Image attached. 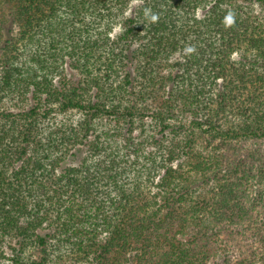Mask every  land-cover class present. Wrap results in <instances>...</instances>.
Listing matches in <instances>:
<instances>
[{"label": "trees", "instance_id": "obj_1", "mask_svg": "<svg viewBox=\"0 0 264 264\" xmlns=\"http://www.w3.org/2000/svg\"><path fill=\"white\" fill-rule=\"evenodd\" d=\"M0 264H264V0H0Z\"/></svg>", "mask_w": 264, "mask_h": 264}, {"label": "rangeland", "instance_id": "obj_2", "mask_svg": "<svg viewBox=\"0 0 264 264\" xmlns=\"http://www.w3.org/2000/svg\"><path fill=\"white\" fill-rule=\"evenodd\" d=\"M11 107H12V109H16V106H14V105H12Z\"/></svg>", "mask_w": 264, "mask_h": 264}, {"label": "clouds", "instance_id": "obj_3", "mask_svg": "<svg viewBox=\"0 0 264 264\" xmlns=\"http://www.w3.org/2000/svg\"><path fill=\"white\" fill-rule=\"evenodd\" d=\"M189 51H191V49H189Z\"/></svg>", "mask_w": 264, "mask_h": 264}]
</instances>
